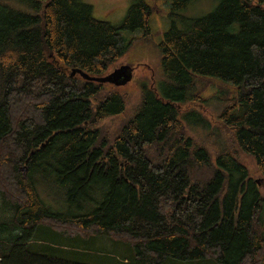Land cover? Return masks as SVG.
Here are the masks:
<instances>
[{
	"label": "trees",
	"instance_id": "1",
	"mask_svg": "<svg viewBox=\"0 0 264 264\" xmlns=\"http://www.w3.org/2000/svg\"><path fill=\"white\" fill-rule=\"evenodd\" d=\"M193 1L172 0L160 88L142 85L110 138L100 122L124 112L123 94L71 70L109 73L138 38L127 43L119 30L147 31L152 7L131 4L117 27L84 0H0V220L14 226L0 233V264H96L88 240L104 236L127 246L128 264H264V0L181 15ZM216 80L238 96L209 119L188 107L207 101L201 81ZM39 178L85 212L54 210Z\"/></svg>",
	"mask_w": 264,
	"mask_h": 264
},
{
	"label": "rangeland",
	"instance_id": "2",
	"mask_svg": "<svg viewBox=\"0 0 264 264\" xmlns=\"http://www.w3.org/2000/svg\"><path fill=\"white\" fill-rule=\"evenodd\" d=\"M84 1L92 4L94 16L96 18L109 21L111 24L119 27L122 26L128 16L131 4L137 3L140 0ZM144 2L152 7L149 28L146 29L147 31L140 28L137 29V31L120 29L119 31L122 33L127 43L135 37L138 38L137 40H133L125 55L115 61L109 68L110 73L115 68L123 64H130L134 67L133 78L128 83L121 86H116L113 83L112 86L111 83L108 82V84H105L101 89V93H105L109 90H117L123 94L126 103L124 112L115 116H110V118H105L100 122V127L103 132L110 138H113L119 132L121 126L125 125L133 116L134 108L140 101V88L142 85H153L155 83V85L160 88L162 66L158 44L164 40L165 33L171 27V17L169 15L172 11V0H144ZM219 2L220 0H194L187 6L186 9L181 10L180 13L181 15L189 18L201 17L215 10ZM182 26L183 25L181 23H178V27ZM107 74L108 72L103 73V76ZM207 82H200L201 89H203V92L201 93L206 97L207 101L204 103H202V101H194L188 108H192L194 106L197 108L199 107V110H203L205 116L209 119H211V117L215 119L216 115H218L223 109L225 103L238 96V90L232 83L222 82L219 80ZM206 132L207 131L203 129H198L195 131V134L193 133L197 138L198 141H196L198 143H204L203 141L204 136H206ZM222 138L226 145L239 153L244 163L250 169L251 174L254 176L253 178L260 179L262 175L259 172L253 157L247 155L237 147L234 139L228 131L223 132ZM47 181L49 184L45 181L41 182L39 178L36 185L40 197L46 204L51 206L56 211L70 215H78L85 212V209L82 210L78 207H72L69 205L66 199L65 189L57 185L52 178ZM0 226L3 227L0 229V233H3V237H7L14 228L12 217L0 220ZM106 238H90L87 244L88 252L84 255H86L87 259L91 261V263L97 262L96 264H104L105 261L112 264H121L120 259L123 256V250L119 245H122L123 247L127 246L122 243H117L114 240H107ZM6 240L7 239H5V241Z\"/></svg>",
	"mask_w": 264,
	"mask_h": 264
},
{
	"label": "water",
	"instance_id": "3",
	"mask_svg": "<svg viewBox=\"0 0 264 264\" xmlns=\"http://www.w3.org/2000/svg\"><path fill=\"white\" fill-rule=\"evenodd\" d=\"M133 69L134 67L130 64H123L117 68H115L112 72L108 73L104 76H96L91 75L85 71H83L79 67H75L71 70V76H75L76 74H80L83 78L89 81H95L99 83H113L116 86L125 85L133 78Z\"/></svg>",
	"mask_w": 264,
	"mask_h": 264
},
{
	"label": "crops",
	"instance_id": "4",
	"mask_svg": "<svg viewBox=\"0 0 264 264\" xmlns=\"http://www.w3.org/2000/svg\"><path fill=\"white\" fill-rule=\"evenodd\" d=\"M2 202H4V200H3V198L0 196V204L2 203ZM4 212L5 213H8V212H11L12 213V211L11 210H9L8 211V208L7 207H5L4 208ZM103 238H106V237H103ZM107 240H110L109 238H106ZM37 248V250H40V248H41V250L42 249H44L43 247H36ZM126 259V258H125ZM121 262V264H128V263H130V261L128 260V259H126V260H122V261H120Z\"/></svg>",
	"mask_w": 264,
	"mask_h": 264
}]
</instances>
